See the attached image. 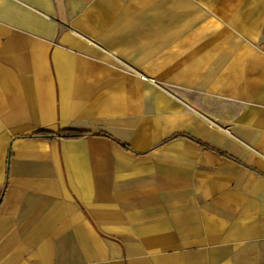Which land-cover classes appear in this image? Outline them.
Instances as JSON below:
<instances>
[{"label":"crops","instance_id":"crops-1","mask_svg":"<svg viewBox=\"0 0 264 264\" xmlns=\"http://www.w3.org/2000/svg\"><path fill=\"white\" fill-rule=\"evenodd\" d=\"M0 264H264V0H0Z\"/></svg>","mask_w":264,"mask_h":264},{"label":"trees","instance_id":"trees-1","mask_svg":"<svg viewBox=\"0 0 264 264\" xmlns=\"http://www.w3.org/2000/svg\"><path fill=\"white\" fill-rule=\"evenodd\" d=\"M105 136L111 139H114L111 135L106 134V133H93V132H84V131H77V130H60L57 132H51V131H38L36 133H34L31 137L32 138H37V139H44V140H55L57 138L60 139H81V138H88V137H92V136ZM188 136L192 139H194V137L187 135V134H180L179 136ZM178 135L174 136V137H179ZM126 148H129L128 146L125 145ZM207 148H210L211 150L225 155L227 156L226 153L222 152L221 150H219L218 148L211 146L209 144H206Z\"/></svg>","mask_w":264,"mask_h":264},{"label":"built area","instance_id":"built-area-1","mask_svg":"<svg viewBox=\"0 0 264 264\" xmlns=\"http://www.w3.org/2000/svg\"><path fill=\"white\" fill-rule=\"evenodd\" d=\"M151 81H154V80H151Z\"/></svg>","mask_w":264,"mask_h":264},{"label":"water","instance_id":"water-1","mask_svg":"<svg viewBox=\"0 0 264 264\" xmlns=\"http://www.w3.org/2000/svg\"><path fill=\"white\" fill-rule=\"evenodd\" d=\"M10 159V158H9Z\"/></svg>","mask_w":264,"mask_h":264}]
</instances>
